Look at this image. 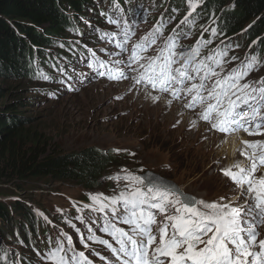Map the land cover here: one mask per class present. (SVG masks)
I'll list each match as a JSON object with an SVG mask.
<instances>
[{
  "label": "rangeland",
  "instance_id": "rangeland-1",
  "mask_svg": "<svg viewBox=\"0 0 264 264\" xmlns=\"http://www.w3.org/2000/svg\"><path fill=\"white\" fill-rule=\"evenodd\" d=\"M87 2L86 6L92 8L89 6L91 1ZM197 3L199 2L197 1ZM185 8V13L178 17H172L164 23L166 29H163V34L155 45L147 52L142 53L143 56H156L158 50L165 47V42L172 35L173 29L182 27L181 21L188 16L190 11L199 15V11L197 9L192 11L189 4H185ZM181 9L183 10V7ZM164 11L161 12L158 7L150 9L149 16H155L153 20L141 18L140 14L133 19L127 16L128 20H123L117 14L114 19L117 23L105 22L103 19L96 21V14L90 12L89 9L78 16V27H84L83 30L67 31L63 35L64 37H53L59 41L58 45H61L62 40H66L68 46H78L85 51V56L80 57L75 64L66 63L65 60H62V55L58 60L62 68H68L70 78L68 75L54 72V77L46 81L39 78L17 79V77L0 71V89H2L0 110H4L8 104L19 102L11 108L19 113L23 122L22 126L36 130L38 134H41V139L45 141L49 151L77 152L90 146L101 150L120 149L119 152H114L120 157L121 162L110 168L102 177L100 187L94 190L84 189L75 182L51 181L47 183L46 179L30 184L25 183L16 188L14 184L2 182L1 179L0 193L16 190L18 195L13 197L15 199L9 198V200L25 207V203H27L34 208L35 214H38L41 219L38 233L32 236V243L54 242L57 245L63 243L67 248L68 244L65 239V235H67L74 241L73 245L75 243L78 248L82 249L89 259L98 264H104L99 257L91 255L92 250L94 249L102 255H110V253L103 245L87 240V236L91 229L97 236L108 239L110 242L111 237L99 231V228L104 224L100 214H96L90 208L83 207L85 204H90L91 201L89 199L90 202L80 200L84 197L89 198V194L103 193L105 196L118 194L125 182L121 181L120 187H117V183L108 178L116 174L123 175L121 169H127L138 175L142 174L139 170L144 169L146 172L164 178L197 199L216 201L224 197L226 201L243 203V200L239 199V190H234L235 186L223 176L220 170L236 163L241 166L247 165L249 161L241 155V150L245 148L242 141L264 140V135H248L242 130L232 134H222L212 129L209 123L199 119L200 106L195 109L185 107L191 100L190 95L181 93L179 99H173L171 95L161 94L159 90L153 89L151 90L160 93L152 95L151 90H149L151 95L148 91L143 90L142 92H147V95L135 93L132 90L134 87L127 83L130 79L121 80V83L108 79L107 74L104 76L98 74L100 71L106 73L108 68H121L130 77L133 76L129 73L137 75V72L126 69L123 64H116V61L128 59L132 46L154 28L157 16L163 15ZM161 21L163 20L161 19ZM205 21H207V16L197 21L198 25L203 22L204 25L196 32H192L191 28L182 27L181 34L183 35L179 36L176 48L178 53L188 56L198 39L208 40L205 36V29H207ZM178 25L179 27H177ZM90 29L94 30L90 32ZM126 30L129 38L125 43ZM100 32L111 35V39L94 37L102 36ZM86 39H91V41H86ZM217 41L211 42L206 51L201 50L200 58L207 57L220 47L221 42H226L225 39H217ZM121 43L125 45L123 50L117 47ZM244 46L243 44L240 49L227 48L228 55L224 59L228 62L223 65L221 76L239 66L236 59H231L232 53L236 50L241 51ZM44 49L54 57L57 52H61L53 46H46ZM208 51H210L209 54H206ZM97 61H102L105 68H100ZM143 62L141 61V63ZM133 67H137V65H133ZM261 78H264L263 60H259V66L250 72L241 83H250L253 87H259L258 82ZM124 83L127 85L125 86ZM113 84H123V88L122 86L118 87L119 85L114 87ZM109 87L115 88L113 90L115 92H109ZM10 92H12V96H10ZM152 96H158L159 100L154 102ZM117 97L123 98L117 99ZM169 100H171V104L168 103L165 107V102ZM163 103L164 108L162 107ZM172 104H176L178 107H168ZM170 109L176 111L172 118L168 115L171 112ZM178 110L181 114L187 113L192 118L201 121V124H206L209 127V132H204L200 139L197 138L195 141L187 139L184 136L185 131L179 129V122L172 123V119L181 115L178 114ZM188 127L187 131L191 126ZM209 133L215 136L214 141H211L213 136L210 137ZM218 135L227 138L240 135L243 137L240 140L241 147L234 149L233 155H229L230 150L227 146L222 145L224 138H220ZM130 153L135 155H130ZM260 174L257 173V175ZM80 216L84 217L83 222L77 219ZM157 219L160 220L162 217L158 216ZM11 220L12 223L19 220L21 225L25 224L18 214L11 216ZM119 226L127 228L126 225ZM22 231L23 228H20L19 231L18 226H13L9 231L14 234L13 236L3 237L0 234V248L7 250L14 264H49L47 255L50 250L47 247H42L37 243L33 248L31 245L26 248L23 243H21L23 247L18 243L16 235L22 236ZM259 233L258 240L264 239V226L259 228ZM81 235L84 237V242L88 244L87 248L81 243Z\"/></svg>",
  "mask_w": 264,
  "mask_h": 264
},
{
  "label": "snow or ice",
  "instance_id": "snow-or-ice-1",
  "mask_svg": "<svg viewBox=\"0 0 264 264\" xmlns=\"http://www.w3.org/2000/svg\"><path fill=\"white\" fill-rule=\"evenodd\" d=\"M188 4L194 11L197 0H188ZM191 14L190 11L188 16ZM188 16L181 24L188 22ZM164 27L158 22L132 46L126 61H116L137 72L136 76L126 75L121 68H108L106 73L98 74H107L110 80L130 79L135 84H147L153 90L170 94L173 99H179L181 93L190 95L191 100L185 107L200 106L199 119L221 133L242 130L248 135H264V78L258 82L259 87L241 83L259 66L258 57H246L245 62L221 76L223 65L228 62L224 59L228 49L217 48L200 58L201 48L211 43L201 38L185 57L184 53L176 51L179 40L176 29L156 56H143L142 53L157 43ZM124 35L126 43L127 30ZM212 35H216L215 29ZM124 46V43L117 45L122 50ZM96 63L105 68L102 61ZM44 79L48 77L45 75ZM151 98L154 102L159 100L158 96ZM168 103L171 104V100ZM242 143L245 148L241 155L249 163L245 166L236 163L220 171L235 186L234 190H239L243 203L226 201L224 197L216 201L197 199L144 169L139 170L142 173L139 175L121 169L123 175L109 177L117 187L121 181L125 182L118 194H89L91 203L83 206L105 214L99 231L111 237L110 242L89 229L87 240L103 245L110 253L102 255L93 249L91 255L99 257L104 264H264V239L258 240L259 228L264 226V140ZM158 216L162 219L158 220ZM77 219L84 221L82 216ZM65 239L67 248L58 243L49 251V264H93L83 251L75 249L70 236L65 235ZM81 243L88 247L83 235Z\"/></svg>",
  "mask_w": 264,
  "mask_h": 264
},
{
  "label": "trees",
  "instance_id": "trees-1",
  "mask_svg": "<svg viewBox=\"0 0 264 264\" xmlns=\"http://www.w3.org/2000/svg\"><path fill=\"white\" fill-rule=\"evenodd\" d=\"M87 1H91L89 6L92 8L86 6ZM96 1L0 0V71L17 79L33 78L36 67L53 64L51 58L40 54L39 48L55 41L54 36L80 29L76 17L88 9L92 11L93 7L99 13V6L103 5ZM170 1L180 5L187 0ZM200 8L198 17L207 16L208 23H213L212 38L225 39L227 45L238 48L245 40H255L253 50L258 49V52L254 56L264 55V0H206ZM212 29L216 30L215 36ZM13 104L0 110V182L2 179V182L19 188L25 183L46 179L47 183L75 182L84 189L94 190L100 187L102 177L110 168L121 162L113 150L92 146L77 152L49 151L41 134L18 125L13 115L19 113L11 107L19 102ZM17 195L16 190L0 193V234L11 237L14 234L9 231L13 226H18L19 231L23 228L22 236L16 237L22 247L24 244L29 248L36 211L27 203L25 207L9 200ZM14 214L20 215L24 226L19 220L12 223ZM4 264H14L12 257L6 258Z\"/></svg>",
  "mask_w": 264,
  "mask_h": 264
},
{
  "label": "bare ground",
  "instance_id": "bare-ground-1",
  "mask_svg": "<svg viewBox=\"0 0 264 264\" xmlns=\"http://www.w3.org/2000/svg\"><path fill=\"white\" fill-rule=\"evenodd\" d=\"M98 1H100V3H102V5H103V7L99 6V13L95 10L94 7H93L92 11H90V12H93V13L96 14V16H97V18L95 19L96 21L99 20V19H103V21H105V22L107 21V17L108 16L120 14L125 9H128L131 6L130 2H132V3L138 2L137 0H97L96 3L98 5H99ZM186 3H188V0L186 1ZM176 5L180 6L179 4H176ZM93 6H95V3L93 4ZM119 6H120V8H118ZM176 13H179V12L176 11ZM81 15H79V16H81ZM77 17H76V19H77ZM98 17H100V18L98 19ZM212 24H213L212 22L208 23L207 32H209V33H211V25ZM78 28H80V27H78ZM209 35H211V34H209ZM209 40H211L212 43H213V41L218 42L217 39L212 38L211 36H210ZM222 46H230V47H233V48H238V46H236V45H227V41L225 43L221 42L220 43V47H222ZM240 48L241 47H239V49ZM59 53H62V52H57V54L55 56L57 61L61 58V55H62V54H59ZM39 77H36V78H39ZM127 83H128V85H132V86L135 85L134 88L132 89V90H134L135 93H140V94L142 93V94L147 95V92H142V90L143 91H148V93H150L149 90H150L151 87L150 86L146 87V84H135V81H133V80H129ZM124 84H125V86L127 85L126 83H124ZM116 85L117 86L119 85L118 87L122 86V88H123V84L122 85L113 84L112 86L115 87ZM108 89H110L109 92H115V91H113L115 88L109 87ZM151 94L153 95L154 93L152 92ZM154 95H158V94H154ZM167 104H168V101L165 102V107L167 106ZM162 107L164 108V103H163ZM168 107H178V106H176V104H174V105L172 104V105H170ZM170 111L171 112L168 115L172 118V117L175 116L174 112H176V111L172 110V109H170ZM177 112H178V114H181L180 110H178ZM177 121L179 122V124H178L179 125V129L185 131L184 136L187 139H191V140L195 141L197 138L200 139V136H202L204 132H209L208 131L209 127L206 124H204V123L201 124V121L192 118L187 113H182L180 115V117H177L176 119H172V123L173 122H177ZM193 122H195V124H193ZM188 126H191L189 131H187V129L189 128ZM209 136L212 137L213 134L209 133ZM218 136H220V138L223 137L221 135H218ZM210 137H208V139H210ZM223 138H224V141H223L222 145L225 146V147L227 146L228 150H230V153H228L229 155H231V154L233 155L234 149L236 150V148H240L241 147L240 146V140L243 139V137H240V135L233 136V137H230V138H227V137H223ZM214 139H215V136L212 137L211 141H214ZM218 142H216V143H218ZM197 143H199V142H197Z\"/></svg>",
  "mask_w": 264,
  "mask_h": 264
},
{
  "label": "clouds",
  "instance_id": "clouds-1",
  "mask_svg": "<svg viewBox=\"0 0 264 264\" xmlns=\"http://www.w3.org/2000/svg\"><path fill=\"white\" fill-rule=\"evenodd\" d=\"M154 1H156V0H154ZM157 1H160V2H162V4H164L165 5V11H167L168 10V8L171 6L173 9H175V8H180L181 9V7H183V9H184V6H183V4H185V3H181L180 4V6H177L173 1L171 2L170 0H157ZM204 1H206V0H204ZM150 2L148 1V0H139L138 2H136V3H132V2H130V7L128 8V9H125L124 11H122L120 14H123V12H125L124 13V15L123 16H125V18H126V20H128V18H127V16H130V17H132V19L135 17V16H137V15H139V14H137L139 11H141V4H143L144 5V7H146V4H149ZM173 3V4H172ZM187 4V3H186ZM136 11H138V12H136ZM142 13V12H141ZM120 14H118V15H120ZM128 14V15H127ZM146 14V12H144V13H142V15H145ZM115 16L116 15H110V16H108L107 17V19L109 20L108 22H110V23H112L111 21H114V19H115ZM163 16H164V14L163 15H161V16H157V18H156V23H158V22H160L159 20H158V18H163ZM202 19V17H200V20ZM208 20L209 19H207V21H205V22H208ZM134 21V20H133ZM204 23V22H203ZM200 25V29H201V24H199ZM84 29V27L83 28H80V29H77V30H83ZM94 29H90V32H92ZM65 33H63V35H64ZM100 34H102V35H109V34H106V33H103V32H100ZM63 35H61L62 37H64ZM60 36V37H61ZM91 36H94V34H91ZM111 35H109L108 37H106V39L107 38H109ZM94 37H96L97 39H104V38H102L100 35H97V36H94ZM55 39V38H54ZM208 39H210V37L208 38ZM86 41H91V39H86ZM109 41V40H108ZM255 40H250V41H248V40H246V44H245V46H244V48L241 50V51H238L237 50V52L238 53H244L249 47H250V45H251V43H253ZM59 41L56 39L55 41H51V43L48 45L47 44V47H50V46H53V47H56L57 49H59L61 52H62V60H65V62L66 63H68V64H70V63H72V64H75V62H73V61H75L79 56L80 57H83V56H85V51L83 50V48H81V47H78V46H68V43H67V41L66 40H62V43H61V45H58L59 43H58ZM254 45V44H253ZM209 46H210V44H208V48H209ZM46 47V46H45ZM40 49V54H42L43 55V57L44 58H51L52 59V62H53V64H50L49 66H47L45 69H49L50 67H51V65H61L60 64V62L59 61H57L56 60V58L52 55V54H49L45 49H44V47L43 48H39ZM255 53L258 51V49H256V50H253ZM42 69H43V67H41ZM54 75V74H53ZM54 77V76H53ZM35 77H33V78H29V79H34ZM44 81H46V80H44ZM121 83H122V81H120ZM148 87V86H147ZM153 93H157V91H152ZM161 94H166V93H161ZM187 195H189L190 196V194H187ZM89 198H87V197H84L82 200H80V201H82V202H90L89 200H88ZM34 216H35V214H34ZM37 218H38V214H37ZM33 222H34V220H32ZM36 221H37V219H36ZM36 224V223H35ZM35 229H36V225H35ZM37 232L34 230L33 232H32V236H34V234H36ZM37 243H39V245L40 246H42V247H47V249H49V250H51V249H55L56 247H57V244H55L54 242H34V246L33 247H35V245L37 244ZM32 245V244H31ZM74 246H75V249L77 250V251H82V249H80V248H78V246L74 243ZM8 257H10V255H9V253L7 252V250H5V249H1L0 248V263L1 264H4L5 263V259L6 258H8ZM93 264H98L96 261H94L93 260Z\"/></svg>",
  "mask_w": 264,
  "mask_h": 264
},
{
  "label": "water",
  "instance_id": "water-1",
  "mask_svg": "<svg viewBox=\"0 0 264 264\" xmlns=\"http://www.w3.org/2000/svg\"><path fill=\"white\" fill-rule=\"evenodd\" d=\"M13 117H15V119H17L18 125H21L23 122L21 120V117L19 116V114H15L13 115ZM164 179V178H163ZM165 180V179H164ZM167 181V180H166Z\"/></svg>",
  "mask_w": 264,
  "mask_h": 264
}]
</instances>
